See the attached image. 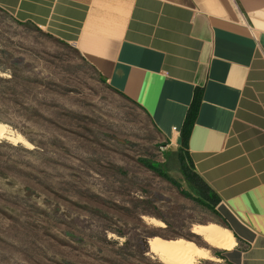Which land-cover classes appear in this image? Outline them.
Listing matches in <instances>:
<instances>
[{"label": "rangeland", "instance_id": "374dc122", "mask_svg": "<svg viewBox=\"0 0 264 264\" xmlns=\"http://www.w3.org/2000/svg\"><path fill=\"white\" fill-rule=\"evenodd\" d=\"M0 122L26 140L0 139V264H165L155 236L207 248L196 264H234L192 232L224 225L150 113L1 7Z\"/></svg>", "mask_w": 264, "mask_h": 264}, {"label": "crops", "instance_id": "0c3cea01", "mask_svg": "<svg viewBox=\"0 0 264 264\" xmlns=\"http://www.w3.org/2000/svg\"><path fill=\"white\" fill-rule=\"evenodd\" d=\"M0 7L75 46L177 150L200 88L190 157L221 198L219 221L236 241L224 250L234 264H264V0H0Z\"/></svg>", "mask_w": 264, "mask_h": 264}, {"label": "bare ground", "instance_id": "6f19581e", "mask_svg": "<svg viewBox=\"0 0 264 264\" xmlns=\"http://www.w3.org/2000/svg\"><path fill=\"white\" fill-rule=\"evenodd\" d=\"M0 139H6L15 143H25V139L5 123L0 122ZM158 227H166L164 222L158 223ZM192 232L201 236L206 243L220 249H232L236 241L226 227L217 223L195 224ZM150 251L157 254L159 260L165 264H196L199 256L207 257L209 250L199 246L192 240L184 237L176 239H164L159 236L149 240ZM212 257V256H211Z\"/></svg>", "mask_w": 264, "mask_h": 264}, {"label": "trees", "instance_id": "16d2710c", "mask_svg": "<svg viewBox=\"0 0 264 264\" xmlns=\"http://www.w3.org/2000/svg\"><path fill=\"white\" fill-rule=\"evenodd\" d=\"M202 101V90L196 88L193 100L187 111L184 124L181 129V147L178 150V156L182 166V171L191 187L198 192L201 199L206 204L213 207L218 217H222L221 213L217 210V206L221 202L219 194L205 181V179L195 170L194 164L189 153V141L199 113V108ZM223 218V217H222ZM225 226H228L227 221ZM224 224V223H223Z\"/></svg>", "mask_w": 264, "mask_h": 264}]
</instances>
